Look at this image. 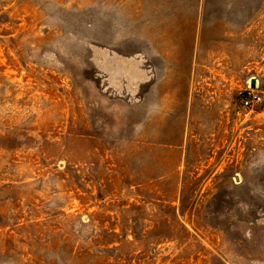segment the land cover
<instances>
[{
	"label": "rangeland",
	"instance_id": "1",
	"mask_svg": "<svg viewBox=\"0 0 264 264\" xmlns=\"http://www.w3.org/2000/svg\"><path fill=\"white\" fill-rule=\"evenodd\" d=\"M264 0H0V264H264Z\"/></svg>",
	"mask_w": 264,
	"mask_h": 264
},
{
	"label": "built area",
	"instance_id": "2",
	"mask_svg": "<svg viewBox=\"0 0 264 264\" xmlns=\"http://www.w3.org/2000/svg\"><path fill=\"white\" fill-rule=\"evenodd\" d=\"M259 84H249L240 92V106L249 113L264 105V93L258 89Z\"/></svg>",
	"mask_w": 264,
	"mask_h": 264
}]
</instances>
